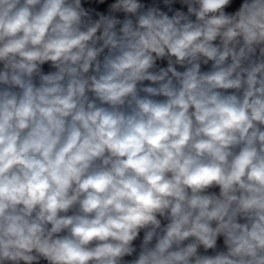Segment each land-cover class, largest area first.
Returning a JSON list of instances; mask_svg holds the SVG:
<instances>
[{
  "label": "clouds",
  "instance_id": "obj_1",
  "mask_svg": "<svg viewBox=\"0 0 264 264\" xmlns=\"http://www.w3.org/2000/svg\"><path fill=\"white\" fill-rule=\"evenodd\" d=\"M0 264H264V0H0Z\"/></svg>",
  "mask_w": 264,
  "mask_h": 264
}]
</instances>
